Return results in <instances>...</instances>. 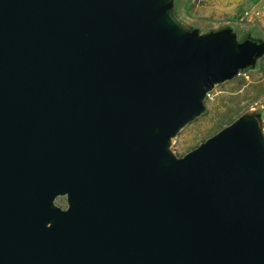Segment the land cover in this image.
I'll return each instance as SVG.
<instances>
[{
  "label": "water",
  "instance_id": "1",
  "mask_svg": "<svg viewBox=\"0 0 264 264\" xmlns=\"http://www.w3.org/2000/svg\"><path fill=\"white\" fill-rule=\"evenodd\" d=\"M263 55L174 0H0V264H264L262 108L170 150Z\"/></svg>",
  "mask_w": 264,
  "mask_h": 264
},
{
  "label": "rangeland",
  "instance_id": "2",
  "mask_svg": "<svg viewBox=\"0 0 264 264\" xmlns=\"http://www.w3.org/2000/svg\"><path fill=\"white\" fill-rule=\"evenodd\" d=\"M250 5L249 0H174L177 16L201 32L229 26L238 39L243 35L264 38L260 10ZM239 10L246 12L240 15ZM259 107L264 111V55L254 68L215 85L207 93L203 113L175 134L170 150L180 157L244 111ZM54 204L64 208V197H56Z\"/></svg>",
  "mask_w": 264,
  "mask_h": 264
},
{
  "label": "crops",
  "instance_id": "3",
  "mask_svg": "<svg viewBox=\"0 0 264 264\" xmlns=\"http://www.w3.org/2000/svg\"><path fill=\"white\" fill-rule=\"evenodd\" d=\"M250 1V7H255L256 10H260V15H261V19L260 21L264 24V0H249ZM250 11V9H249ZM246 11H242V14L245 13ZM258 13V12H257Z\"/></svg>",
  "mask_w": 264,
  "mask_h": 264
},
{
  "label": "trees",
  "instance_id": "4",
  "mask_svg": "<svg viewBox=\"0 0 264 264\" xmlns=\"http://www.w3.org/2000/svg\"><path fill=\"white\" fill-rule=\"evenodd\" d=\"M239 14H240V15L242 14V10H239Z\"/></svg>",
  "mask_w": 264,
  "mask_h": 264
},
{
  "label": "flooded vegetation",
  "instance_id": "5",
  "mask_svg": "<svg viewBox=\"0 0 264 264\" xmlns=\"http://www.w3.org/2000/svg\"><path fill=\"white\" fill-rule=\"evenodd\" d=\"M245 36H246V35H243L241 39H243ZM241 39H240V40H241Z\"/></svg>",
  "mask_w": 264,
  "mask_h": 264
},
{
  "label": "built area",
  "instance_id": "6",
  "mask_svg": "<svg viewBox=\"0 0 264 264\" xmlns=\"http://www.w3.org/2000/svg\"><path fill=\"white\" fill-rule=\"evenodd\" d=\"M255 13H257V12H255Z\"/></svg>",
  "mask_w": 264,
  "mask_h": 264
}]
</instances>
